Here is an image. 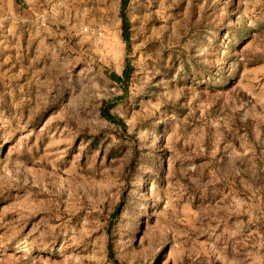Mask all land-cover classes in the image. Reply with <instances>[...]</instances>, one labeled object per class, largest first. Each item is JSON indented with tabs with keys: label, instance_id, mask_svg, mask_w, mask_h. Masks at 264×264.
I'll return each instance as SVG.
<instances>
[{
	"label": "rangeland",
	"instance_id": "374dc122",
	"mask_svg": "<svg viewBox=\"0 0 264 264\" xmlns=\"http://www.w3.org/2000/svg\"><path fill=\"white\" fill-rule=\"evenodd\" d=\"M122 1L0 0V264H264V0Z\"/></svg>",
	"mask_w": 264,
	"mask_h": 264
},
{
	"label": "trees",
	"instance_id": "16d2710c",
	"mask_svg": "<svg viewBox=\"0 0 264 264\" xmlns=\"http://www.w3.org/2000/svg\"><path fill=\"white\" fill-rule=\"evenodd\" d=\"M128 2H129L128 0H123L122 1V9H121V14H122V19H123L122 26H123V29H124L123 36H124V39L127 42L130 40V23H129L128 16L126 15V12H125V9L127 7ZM127 74H128V72H127V69H126V70H124V75L127 76ZM114 78L120 80L122 77L120 75H118V74H115ZM105 115L110 120H113V121L118 122V123L121 122V118L119 116H117L116 114L111 113L107 109L105 111Z\"/></svg>",
	"mask_w": 264,
	"mask_h": 264
}]
</instances>
